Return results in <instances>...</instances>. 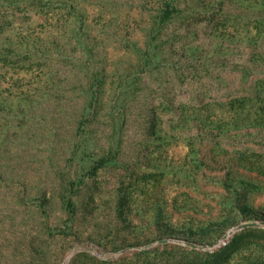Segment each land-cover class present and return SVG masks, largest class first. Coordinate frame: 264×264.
<instances>
[{"label":"rangeland","instance_id":"374dc122","mask_svg":"<svg viewBox=\"0 0 264 264\" xmlns=\"http://www.w3.org/2000/svg\"><path fill=\"white\" fill-rule=\"evenodd\" d=\"M48 1L57 0L30 6L0 0V264H264V169L237 163L250 157L264 167V129L247 125L220 136H192L162 111L164 102L177 105L186 87L208 84L214 96L227 92L229 86L214 77L237 78L250 52L242 20L251 13L246 1L223 0L224 18L217 14L213 29L203 18L196 21L189 42L204 66L183 83L162 67L137 74L133 68L135 50L144 49L146 29L158 15L157 0H64L75 9ZM25 45H43L51 57L38 50L30 62L18 60ZM62 52L76 65L58 61ZM204 57L224 61L218 66ZM96 87L108 97L127 87L129 115L139 118L121 138V170L90 173L95 157L90 147L84 150L78 112L85 91ZM42 92L52 95L44 111L26 104L15 113L19 95L34 100ZM154 113L156 125L139 129ZM251 222L258 225L222 240ZM129 246L141 249L97 255ZM80 247L97 254L72 253Z\"/></svg>","mask_w":264,"mask_h":264},{"label":"trees","instance_id":"16d2710c","mask_svg":"<svg viewBox=\"0 0 264 264\" xmlns=\"http://www.w3.org/2000/svg\"><path fill=\"white\" fill-rule=\"evenodd\" d=\"M21 1L24 6H30L34 0ZM36 1L37 5H40L43 0ZM142 1L145 3V0ZM193 1H156L159 6L156 10L158 15L152 17L151 23L146 29L144 49L137 48L135 50L137 53V63L133 65L135 74L162 67L168 73H173H169V75L175 77L180 83L187 80L192 82L194 81L193 77L199 75V66L202 68L204 65L198 64L201 61L200 54L194 55L196 49L189 42L192 34L197 33L196 21L203 18L201 21H207L208 26L212 28L210 22L217 14L221 17L225 12L223 11V0H215L213 5L200 0ZM241 1H246V7L251 9V13L246 16L242 15L246 29L245 45L250 49V52L244 60L240 74L237 78L229 79L227 78L231 76L230 74L223 79L214 77L223 81L224 87L229 86L227 92L220 96H214L215 90L205 84L201 87H186L180 93V100L175 106L164 102L162 111L167 110L173 114L175 127L181 133H191L192 136H220L247 125L257 126L259 130L264 129V0H255L253 3L250 2L251 0ZM200 2L201 5H199ZM47 4L75 9L74 3H66L64 0H57L54 3L48 1ZM193 5H196L200 10L195 11ZM140 8L142 11L148 10L143 6ZM219 17L217 21H220L222 25L223 20ZM214 28L218 30L217 26ZM207 29V26H203V35ZM38 50H42L49 58L51 57L43 45L38 47L25 45L23 49L17 51L16 56L20 57L18 60L26 59L25 61L28 62L41 54ZM57 56L60 62L71 65L77 63V60L72 62V58L68 61V57L63 55V52ZM203 59L208 63L214 61L218 66H222L224 61L219 62V60L207 57ZM85 94L83 105L78 112L79 117L82 118L79 122L81 125L79 136L83 137V142H85L84 150H88L90 147L92 151L90 153L95 157L90 173L108 167L121 170L124 162L117 157L122 144L121 138L124 132L130 131L129 127L134 126L139 120V118H132L129 115V110L132 107V102L128 99L129 90L127 87L117 89L108 97L106 90L96 87L89 88ZM167 94L164 92V97ZM209 94L210 97H208ZM51 98L52 95L48 92H42L34 100H29L25 94H21L14 101L16 103L15 113L23 112L26 104L44 111L42 106L44 104L49 106L47 102ZM54 98L56 99V95ZM32 102L34 103L31 104ZM41 113L43 112L36 115L41 116ZM155 121H158V117L154 113L149 122L143 121V125L139 124V129L143 127L144 131H150L156 125ZM192 162L196 168H200L203 164L198 158L192 159ZM237 163H241L249 169H264L263 166L251 162L250 157L240 156ZM61 200L67 208L72 205L65 196L61 197Z\"/></svg>","mask_w":264,"mask_h":264},{"label":"water","instance_id":"95a60500","mask_svg":"<svg viewBox=\"0 0 264 264\" xmlns=\"http://www.w3.org/2000/svg\"><path fill=\"white\" fill-rule=\"evenodd\" d=\"M258 225V223L256 222H251V223H245V224H241V225H237L235 226L232 230H230L226 235H224L222 237V240L225 241L229 236L233 235L235 232L246 229V228H253L256 227ZM167 242H171V243H175V244H182L191 248H196L198 250H203L205 248V246L196 243V242H192V241H186V240H180V239H160L158 240V243L163 244V243H167ZM150 247V245H146L144 246V248H148ZM130 249H141L140 247H136V246H129L127 248H124L122 250H120L117 253H105V254H97L94 249L90 248V247H80V248H75L72 253H77V252H89V253H96L99 257L104 258V257H110L113 256L115 254H123L124 252H126L127 250Z\"/></svg>","mask_w":264,"mask_h":264}]
</instances>
